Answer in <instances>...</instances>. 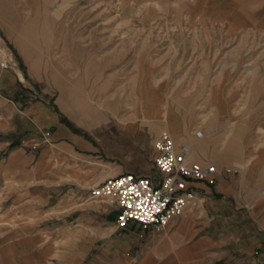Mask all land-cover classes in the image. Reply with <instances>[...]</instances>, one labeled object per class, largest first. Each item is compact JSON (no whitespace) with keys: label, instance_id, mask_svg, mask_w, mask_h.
<instances>
[{"label":"crops","instance_id":"crops-1","mask_svg":"<svg viewBox=\"0 0 264 264\" xmlns=\"http://www.w3.org/2000/svg\"><path fill=\"white\" fill-rule=\"evenodd\" d=\"M70 1L42 0L54 6L50 46L80 47ZM108 1L124 19L142 11L148 34L180 52L172 61L164 43L142 80L122 65L92 75L84 65L81 81L95 84L87 99H113L108 111L55 96L0 22L12 58L0 61V264H264V0ZM124 82L136 84L126 120ZM162 133L189 145V161L214 164L213 180L189 182L195 204L159 232L118 227L119 207L90 191L125 173L156 183Z\"/></svg>","mask_w":264,"mask_h":264},{"label":"rangeland","instance_id":"rangeland-1","mask_svg":"<svg viewBox=\"0 0 264 264\" xmlns=\"http://www.w3.org/2000/svg\"><path fill=\"white\" fill-rule=\"evenodd\" d=\"M70 2L65 6L71 7L72 34L80 47L65 49L59 45L50 46L56 37L48 11L54 6L42 0H0V22L6 35L5 42L15 57L19 54L25 59L31 75L43 79L55 96L64 90L74 94L75 102L108 111L109 106H114L113 99H87L95 84L81 81L84 65L86 75L94 74L90 71L94 72L97 67H101L97 70L99 74L106 68L122 65L124 74L138 75L142 80L148 62L162 63L164 43L172 61L180 58L178 43L173 40L169 43L168 36L148 34V25L140 16L142 11L135 10L131 20L123 18L124 14L114 1ZM0 58L3 64L12 59L10 52H4L2 46ZM118 86L123 97V119L126 120V113L130 114L134 108L133 89L136 84L124 82ZM180 86V83L172 84L171 93H176ZM103 87L106 88L105 85ZM190 87L194 91L196 85Z\"/></svg>","mask_w":264,"mask_h":264},{"label":"built area","instance_id":"built-area-1","mask_svg":"<svg viewBox=\"0 0 264 264\" xmlns=\"http://www.w3.org/2000/svg\"><path fill=\"white\" fill-rule=\"evenodd\" d=\"M202 135L201 128L194 130V138L199 139ZM155 151L157 154L154 166L159 173L156 183L149 177L125 173L107 179L90 191L92 199L119 207L116 219L118 227H125L130 221H134L144 229L156 232L163 230L171 219L195 204L196 191L188 186V183L192 181L210 183L217 171L212 163L189 161V145L177 141L166 133H162L155 141ZM165 164L167 168L164 167ZM230 171L229 168L225 169L226 173ZM120 181L124 183L117 186ZM129 188L137 189L139 197L135 195L126 197L124 192ZM129 204L132 206L129 207Z\"/></svg>","mask_w":264,"mask_h":264},{"label":"snow or ice","instance_id":"snow-or-ice-1","mask_svg":"<svg viewBox=\"0 0 264 264\" xmlns=\"http://www.w3.org/2000/svg\"><path fill=\"white\" fill-rule=\"evenodd\" d=\"M164 167L167 168V164H165ZM123 183H124V181H120L119 184H118L117 186H120V185H122ZM124 195H125L126 197L129 196V195H135V196L139 197L140 193H139L138 190L135 189V188H129V189H127V190L124 192ZM128 206L131 207L132 205L129 204ZM139 206H140V205L138 204L137 207H139ZM121 219H123V217H122Z\"/></svg>","mask_w":264,"mask_h":264},{"label":"bare ground","instance_id":"bare-ground-1","mask_svg":"<svg viewBox=\"0 0 264 264\" xmlns=\"http://www.w3.org/2000/svg\"><path fill=\"white\" fill-rule=\"evenodd\" d=\"M66 25H67V24H66ZM160 26H161V25H160ZM61 35H62V34H61ZM62 36H63V35H62ZM62 36H61V37H62ZM158 41H159V40H158ZM159 42H160V41H159ZM155 43H156V42H155Z\"/></svg>","mask_w":264,"mask_h":264}]
</instances>
